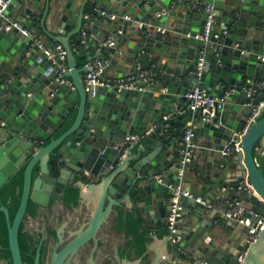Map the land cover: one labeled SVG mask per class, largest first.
Returning a JSON list of instances; mask_svg holds the SVG:
<instances>
[{
    "label": "water",
    "instance_id": "water-1",
    "mask_svg": "<svg viewBox=\"0 0 264 264\" xmlns=\"http://www.w3.org/2000/svg\"><path fill=\"white\" fill-rule=\"evenodd\" d=\"M189 1L11 0L5 7L0 17V198L2 188L24 168L13 221L8 206H0L8 219L13 264H25L19 231L29 202H65L72 184L80 187L78 203L86 187L101 197L85 230L55 245L49 264L70 263L90 239L97 246L102 205L108 200L111 207L125 197L132 201L131 212L156 226L167 225L178 207L177 234L195 264H264V224L249 243L250 225L225 214L228 198L242 187L243 217H250L252 225L264 217V154L256 150L258 144L264 150V107L251 119L254 107L243 90L248 81H264V0H200L212 3L216 14V46L206 57L204 84L212 97H225L211 121L203 119L202 109L185 112L186 93L199 82L195 71L207 20V13L192 9ZM100 10H114L117 17L112 20ZM32 16L40 22L38 29ZM48 21L68 34L54 35ZM83 30L94 36L95 48L96 37L112 36L114 42L89 56L88 63L100 58L115 77L136 73L138 61L149 68L158 63L169 73L162 77L163 87L145 88L141 81L136 89L102 86L95 95L88 92L83 78L89 65L80 66L82 51L77 53L72 41L77 36L84 46ZM217 31L220 38L214 37ZM43 32L68 51L63 74L58 51L50 56L40 45L39 40L47 42ZM54 41L47 44L55 48ZM188 123L194 126V151L182 163ZM133 135L136 141L128 139ZM235 138L240 142L233 155L224 156L222 150ZM217 197L224 205L220 213L209 208ZM118 256L119 264H170Z\"/></svg>",
    "mask_w": 264,
    "mask_h": 264
},
{
    "label": "built area",
    "instance_id": "built-area-1",
    "mask_svg": "<svg viewBox=\"0 0 264 264\" xmlns=\"http://www.w3.org/2000/svg\"><path fill=\"white\" fill-rule=\"evenodd\" d=\"M10 1L11 0H0V17L4 14L5 7ZM189 6L201 13H207V20L202 35L203 46L200 49L197 70L195 71L196 76L199 78V82L193 90L186 93V96L189 99V104L185 111H188V109H202L203 119L206 121H211L216 117L218 108L222 107L225 101V97H212L208 88L204 84L202 75L206 57L209 52L214 51L216 46L215 42L212 40V27L216 18L215 6L212 3L203 2L200 0H190ZM100 12L103 15L109 14L112 20H115L117 17L116 12L107 10H100ZM162 13L164 12H159V15ZM15 25L24 33L28 34L27 29H25L21 23L15 22ZM220 35L221 33L217 31L214 34V37L220 38ZM87 36L88 32L86 30H83L81 35L82 41H85ZM96 39L98 41V50H102L105 47L114 44L112 36H109L107 38L96 37ZM39 41L42 49H44L50 56L54 55V49L58 51V56L60 59L59 73L63 74L65 71H67L68 51L65 45L62 42L57 41L55 43V48H52L46 42H42L41 40ZM79 46L80 43H73V48L76 52L79 50ZM88 65L89 70L85 72L83 79L86 90L93 95L97 94L98 88L102 86H113L119 89H136L139 87V83L141 81H144L146 83L145 88H159L163 86V75L169 74L168 71L161 67L158 63H153L149 68L139 61V64H137L136 66V73L126 74L122 77H114L108 74L107 64L100 58H94L88 63ZM62 81H67V78L62 79ZM142 88L143 87H141V89ZM243 90L249 98L248 104L254 107V112L251 117V119H254L258 114H260L262 107H264V81L260 83L248 81L243 85ZM188 125L190 126V128L187 129L186 136L183 141L184 147L180 150V161L182 163L190 161L193 157L194 151V143H192L191 141L194 126L192 123H189ZM128 139L136 141L138 139V136L133 135L131 137H128ZM239 142V139L235 138L228 145H226V147L222 150V154L226 157L232 156ZM256 150L258 153L264 154V150H261L259 144L256 146ZM256 159L257 161L259 160L258 157ZM241 189L242 187L234 189V194L228 198L225 214L228 217H239L241 218L239 219L240 222L250 225L248 241L249 243H251L258 237L261 227L264 224V217H262L255 225H252V219L250 217H243L244 213L247 211V208L242 204V199L239 196ZM209 208L215 209L213 204H209ZM177 215H180V212L178 211V207H175L171 214V218L168 219L169 223L166 225L171 236V242L179 252L191 258V251L182 246V237L177 234V228L175 227Z\"/></svg>",
    "mask_w": 264,
    "mask_h": 264
},
{
    "label": "crops",
    "instance_id": "crops-1",
    "mask_svg": "<svg viewBox=\"0 0 264 264\" xmlns=\"http://www.w3.org/2000/svg\"><path fill=\"white\" fill-rule=\"evenodd\" d=\"M37 9H40V6L37 7ZM111 12H115L112 10ZM32 19L35 21V28L38 29L40 26V22L37 19L36 16H32ZM220 20V19H219ZM217 28H220V24L217 25ZM47 29L51 31L54 35H66L68 34V30L63 29L58 24H51L50 21L47 23ZM43 37H45L46 41H54L52 37L48 36L45 32L42 34ZM94 37L88 32V36L85 40L84 46H79V51H82V53H79L78 55V62L80 63V66L85 65L88 63V57L95 55L97 53V48L94 47L93 43L90 41V38ZM77 36L73 37L72 41L73 43L76 41ZM46 42V43H47ZM54 43H56L54 41ZM139 64V61L137 62ZM109 74V73H108ZM114 76V75H111ZM115 77V76H114ZM67 81L71 82V78H67ZM159 87V86H158ZM163 87V86H162ZM186 112V111H185ZM189 124V123H188ZM100 190V189H99ZM100 193L98 190L90 189L88 187L85 188V194L83 199H81L80 203H77L76 206H67L66 202H62L60 200L53 199L49 205H39L38 206V213L50 211V212H56V224L59 225V222L61 220V216H63V222L60 226H54L52 229L56 231L54 234V237L56 240L54 241L55 244L58 242H61V244H64L66 242H70L71 240L76 238V235L81 230H85L86 224L89 221V218L92 216L93 213L96 212L99 200H100ZM213 205L216 209L220 211L224 208V205L222 202L217 198H214ZM110 202L107 200L102 205V209H104V221L102 222V225L97 230L95 236L97 238V242L105 243V239H109L110 237L112 239H116L114 241L117 246V250H120V253L122 254V250L125 249L129 238L127 236V233L125 230L119 231L117 229L119 218H120V211H124V216H127V213L130 211L132 206V201L130 198L125 197L123 198V202H116L112 203L111 207ZM60 210V212H59ZM58 212V213H57ZM67 212V214H66ZM136 215L140 214L136 213ZM207 217V215H206ZM143 220L144 227L148 228L153 236V239L151 240L149 244L148 251L142 255L143 262H151L153 259H156L158 262L161 261H167L170 264H195L194 258H189L185 256L183 253L179 252L171 241H169L167 237V231L166 225H159L156 226L152 222V220ZM33 222L36 221V217L31 215H27L25 222ZM37 222V221H36ZM33 226V225H31ZM58 237V238H57ZM115 237V238H114ZM91 240V239H90ZM108 241V240H107ZM84 243V245H86ZM96 243V242H95ZM84 245L80 248L83 249ZM55 247V246H54ZM82 251V250H81ZM134 252V251H133ZM160 264V263H158Z\"/></svg>",
    "mask_w": 264,
    "mask_h": 264
},
{
    "label": "trees",
    "instance_id": "trees-1",
    "mask_svg": "<svg viewBox=\"0 0 264 264\" xmlns=\"http://www.w3.org/2000/svg\"><path fill=\"white\" fill-rule=\"evenodd\" d=\"M24 182V168L21 169L11 181L2 188V194L0 198V206L5 204L10 210L11 220L13 221L17 210L19 208L22 196V187ZM80 198V187L76 185H70L65 191V202L68 205H75ZM38 205L30 201L27 212L32 215L36 214ZM22 223L19 231V243L22 251V257L25 264H34L37 253V245L34 244L30 235L24 229ZM117 229L119 231L125 230L129 241L124 250H122V256H129L132 258H138L145 254L148 250V244L153 239L150 230L143 225V220L139 215L129 211L127 216H124V211H120V218ZM165 231L168 233L166 227ZM56 232L53 231V234ZM45 249H42V251ZM134 251V252H133ZM13 264L12 253L9 242V227L7 215L4 211L0 210V264ZM41 264H45L42 261Z\"/></svg>",
    "mask_w": 264,
    "mask_h": 264
},
{
    "label": "flooded vegetation",
    "instance_id": "flooded-vegetation-1",
    "mask_svg": "<svg viewBox=\"0 0 264 264\" xmlns=\"http://www.w3.org/2000/svg\"><path fill=\"white\" fill-rule=\"evenodd\" d=\"M67 206L70 207L72 205L67 204ZM37 209H38V207H37ZM59 212H60V210H59ZM66 214H67V212H66ZM27 215H31V214L29 212H27ZM27 215H26V217H27ZM32 216H35L36 221L37 220L39 221L40 226L38 227V230L35 231V229H34V223L36 221L33 222V224L28 225L27 221L25 222L26 217L23 221V224H24L23 229L28 232V234L30 235L34 244L37 245V253H36L34 264H36V260H37L39 252H40V255H39L40 264L42 261H45V264H48V263H50V258L52 256V252H53L54 245H55L54 241L56 240V238L54 237V234H53V231H55V229L53 230L52 227L55 228L54 226H60L61 223L63 222V216H61V220L59 222V225L56 224V216H57L56 212L45 211V212H42V214H41V213H38V211H36V214L32 215ZM31 225H33V226H31ZM32 227L34 230H32ZM95 245H96V243H95L94 239L89 240L88 243L86 245H84L82 252L88 251L90 248H93ZM97 247L98 248L102 247V243L98 242ZM42 249H45V250L42 251ZM90 251H88V254L90 253ZM88 254H86V255H88ZM84 255L85 254H82V256H84ZM118 255L122 256V254L120 253V250L118 251L116 248V249H114V254L112 257L110 255H108L105 258V260L98 261V264H119V256ZM85 256L81 259L87 260V258ZM88 263H83V264H88Z\"/></svg>",
    "mask_w": 264,
    "mask_h": 264
},
{
    "label": "rangeland",
    "instance_id": "rangeland-1",
    "mask_svg": "<svg viewBox=\"0 0 264 264\" xmlns=\"http://www.w3.org/2000/svg\"><path fill=\"white\" fill-rule=\"evenodd\" d=\"M32 222H28V225H30ZM40 226L39 224V221L37 220V222L34 223V229L35 231L38 230V227ZM31 229V228H30ZM33 227H32V230H34ZM115 238V237H114ZM105 243L103 242L102 243V247L98 248L96 245L93 247V248H90L88 251H90V253L88 254V251H84V252H78L76 253L74 256H73V259L70 261V263H67V264H83V263H88V264H91L92 261V264H98V261H101V260H105V258L110 255L111 257L113 256L114 254V249L117 248L116 246V243L114 241H116V239H112L111 237L109 239H105ZM108 240V241H107ZM114 240V241H113ZM59 243V242H58ZM55 244L58 246H61L62 244ZM54 245V246H55ZM84 248V247H83ZM83 250V249H81ZM82 254H88V255H84L86 259H81L83 258L84 256H82ZM93 254V255H92ZM92 256V257H91ZM77 261V262H76ZM86 261V262H85ZM2 264H5V263H2ZM49 264V263H48Z\"/></svg>",
    "mask_w": 264,
    "mask_h": 264
},
{
    "label": "clouds",
    "instance_id": "clouds-1",
    "mask_svg": "<svg viewBox=\"0 0 264 264\" xmlns=\"http://www.w3.org/2000/svg\"><path fill=\"white\" fill-rule=\"evenodd\" d=\"M233 155V154H232ZM167 227V226H166Z\"/></svg>",
    "mask_w": 264,
    "mask_h": 264
}]
</instances>
